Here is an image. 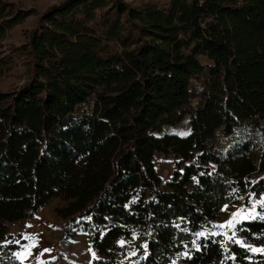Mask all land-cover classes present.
Masks as SVG:
<instances>
[{
  "label": "trees",
  "instance_id": "1",
  "mask_svg": "<svg viewBox=\"0 0 264 264\" xmlns=\"http://www.w3.org/2000/svg\"><path fill=\"white\" fill-rule=\"evenodd\" d=\"M263 197L264 0H0V264L57 199L95 264H264V220L218 225Z\"/></svg>",
  "mask_w": 264,
  "mask_h": 264
},
{
  "label": "rangeland",
  "instance_id": "2",
  "mask_svg": "<svg viewBox=\"0 0 264 264\" xmlns=\"http://www.w3.org/2000/svg\"><path fill=\"white\" fill-rule=\"evenodd\" d=\"M7 1H13L26 9H36L39 12H43L64 0ZM127 1L132 5H139L144 2H154L158 4L166 3V0ZM19 32L20 31H17L13 39L14 42H20ZM16 83H18L17 79H9L6 82V85ZM198 99L199 96H196V101ZM189 129L190 116L186 117V119L180 124L167 129V131L186 135L188 134ZM155 165L158 175L164 182L172 178L176 165V161L173 158L165 159L161 155H158L155 160ZM258 200H264V197L257 200H250L249 202L242 201L227 208L218 223V225H225L223 228L220 227V232H230L236 227L238 223H235V227L231 228L227 226V223L232 219L233 213H237L241 209H243L244 212L240 217H237L239 223L246 220H253L243 219V216L251 211L252 204ZM62 206H64V203L61 200H54L34 218L14 223L9 226L10 234L18 237L14 242L20 245V249L17 253H23L24 255L18 259L24 264H95V260L99 258L88 235L80 234L75 238H65L63 236V222L56 213L57 209ZM262 211H264V207H261V205L257 203L256 212L261 213ZM251 248L264 249V244L253 246ZM45 249L48 251H45ZM132 255L139 257L140 251L135 250L134 248L132 249Z\"/></svg>",
  "mask_w": 264,
  "mask_h": 264
},
{
  "label": "snow or ice",
  "instance_id": "3",
  "mask_svg": "<svg viewBox=\"0 0 264 264\" xmlns=\"http://www.w3.org/2000/svg\"><path fill=\"white\" fill-rule=\"evenodd\" d=\"M260 204L261 207H264V200H258L255 203L252 204V209L250 212H248L246 215L243 216V219H255L257 217H259L261 220H264V214L258 213L256 212V204ZM225 206V210H226ZM244 212L243 209H241L239 212L237 213H233L232 219H230L227 223L228 227H235V223H239V220H237V217H240L242 215V213ZM219 227L223 228L225 227V225H219ZM198 235H204L203 233H199ZM233 235H235V233H233ZM123 241H121V244L123 245ZM236 243H241V241L237 240ZM145 249H147V245L145 244L143 246ZM45 251H48L47 249H45ZM252 252H264V249H256V248H252L251 249ZM134 254V253H133ZM18 258L22 257L24 254L23 253H16L15 254Z\"/></svg>",
  "mask_w": 264,
  "mask_h": 264
},
{
  "label": "crops",
  "instance_id": "4",
  "mask_svg": "<svg viewBox=\"0 0 264 264\" xmlns=\"http://www.w3.org/2000/svg\"><path fill=\"white\" fill-rule=\"evenodd\" d=\"M27 264V263H26Z\"/></svg>",
  "mask_w": 264,
  "mask_h": 264
}]
</instances>
